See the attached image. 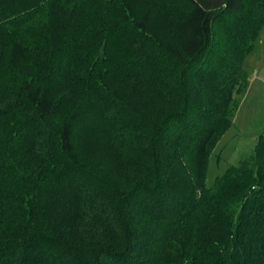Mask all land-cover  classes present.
Instances as JSON below:
<instances>
[{
	"label": "trees",
	"instance_id": "1",
	"mask_svg": "<svg viewBox=\"0 0 264 264\" xmlns=\"http://www.w3.org/2000/svg\"><path fill=\"white\" fill-rule=\"evenodd\" d=\"M176 1L179 12L167 0L75 1L77 15L104 17L98 49L130 40L138 59L130 63L129 51L120 66H137L118 86L108 59L77 40L82 50L64 59L88 61L91 72L63 107L58 71L38 77L32 46L52 42L64 31L59 15L75 13L51 14L65 9L59 0H0V24L30 18L7 44L14 79L0 84L10 102L1 110L10 118L0 124V176L23 186L6 194L20 204V222L0 199L1 217L9 215L0 264H264V132L249 164L205 185L209 148L230 124L221 93L237 94L245 82L240 68L264 28V0ZM239 25L246 35L237 43ZM230 56L231 79L209 84ZM168 63L179 68L175 91L159 74ZM15 155L21 169L8 166ZM136 165L141 173L129 182L126 166Z\"/></svg>",
	"mask_w": 264,
	"mask_h": 264
},
{
	"label": "rangeland",
	"instance_id": "2",
	"mask_svg": "<svg viewBox=\"0 0 264 264\" xmlns=\"http://www.w3.org/2000/svg\"><path fill=\"white\" fill-rule=\"evenodd\" d=\"M59 1L63 2L62 5L65 9L60 8V12H58L57 9H54V7H52L50 10L51 14H53L54 11H56L55 14H57L66 12V10H71V12L75 14L70 15L69 12L68 14H65V18L60 17L59 15V21L57 22L58 26L56 25L57 30L59 28H64V31L61 32L60 30L58 32V36L55 37V39L59 38L62 33L59 43H54V39L50 43L46 41L45 44L41 43V45H37L39 42L35 41V43H33L34 45H31L34 51V63L38 77L44 79V77L49 73L56 72V70L58 71V77L63 82L61 100L64 104L63 107H66L67 105L72 103V100H75L77 98L78 86H81L82 83L85 84V82L89 81L91 65H89L88 61H83V64H81L82 66L79 67L78 62H69L68 60H66L69 57H65L66 59H64V56L69 55V53L77 54V52L83 49L84 53L91 52L92 54H94V51H98L101 60H104L105 58L108 59L109 69L111 70V82H118V86H121L120 84H122L123 86L124 83L127 84L129 80V72L133 70L135 66H137V64L135 63L133 65H130V63L134 62V59H138V57L136 56L138 53L137 48L139 44L137 42H131L130 40L126 39L127 41H123L126 42L124 44L118 41L113 44L111 43L109 47H107L105 52L102 49H98V47H96L100 41V37H98V35L102 27L104 28L105 24L104 17H102L101 12L94 11L90 15L79 16L77 15V4L75 1L81 0ZM167 1H169L171 5L172 12H179L181 10V5H178L176 0ZM18 22L20 25L13 24L8 26L4 23L0 24V84H2V82L5 80L7 82L8 78L12 80L14 79L10 77L11 74L8 72L5 66L7 44L14 37V33L16 32L14 28L18 30L19 27H23L29 24L30 18H21V21ZM68 26L70 29L66 28ZM238 27L237 29L231 31V35L233 34L235 36L234 40L237 43V39H240L246 35V32L242 28V26L239 25ZM54 34L55 33L53 32L49 38L54 37ZM27 36L28 34H26L25 37L28 38ZM77 40L80 43L82 42V49H80V47L78 46ZM133 50L134 52H136H132ZM129 51L134 54H130V63L124 66H120V64H123V62L125 63V61L127 60ZM218 62L222 64V67L213 72L210 81L212 83H209L212 85L214 83V87H216L218 83L222 84V82L224 83L231 79L232 72L236 70L235 59L232 56L221 58ZM144 67V69L146 70L153 68L151 67V63L145 64ZM178 69V65L175 63L165 64L159 69V74L163 76L162 82L167 85L168 90L174 89L175 91L176 89V76ZM128 70L130 71L128 72ZM240 70L243 72L242 75L245 76V82L242 86L240 85L241 88L238 92L236 91L237 94L235 93L231 96L230 89H228L227 92H225V89H223V92L221 93L223 94V96H221L223 97V99H220V101L224 102L225 99V103L223 105H220L221 107L219 109H226L225 112L227 115H229L228 117L230 124L224 133L219 132L217 136H215L209 148L208 166L205 180V185L207 187H212L215 184L216 179L223 176L225 172H227L230 168L249 164L254 157V151L257 141L260 135H262L264 132V28L262 29L258 39L255 42L254 51L244 59L243 65ZM239 77H241V72L239 74ZM219 78L223 79L222 82ZM233 79L234 78H232L230 82H232ZM126 84L124 85L125 87ZM194 85L196 86V93L200 94L199 92L202 89L201 87H204L203 80L202 82H200L199 79H196ZM224 86H226V84H224ZM211 92L214 93L216 92V90H212ZM9 105L10 102L7 96L4 94V92L0 93V124L4 123V120H8V118H10V115L8 113L6 116H3L1 112V110L7 109ZM204 105L210 107L209 109L213 108V106H211L210 104ZM64 110H66V108H64ZM16 152L18 153L17 150ZM20 158V156L16 155L13 158L11 156L8 159V166L13 168L15 164L21 169V166L19 165V162L21 163ZM127 161L129 160H125V163H127ZM131 168H133V166H126L129 182L130 180L132 181L133 179H135V177L139 176V173H141V169L137 168V165L136 167H134L135 172L132 171L130 173ZM18 177L19 179H21L23 177L22 173H18ZM3 185L7 186L3 189V191L5 190L6 192L0 195V199L5 202L8 201L10 205L12 204L13 207L7 208V212L15 219L17 218L16 222L18 223L20 222V220H18L19 213L17 208L20 204L17 206V201H11V199L8 200L6 194L8 191H14V187H20L21 189H23V186L16 180L14 181V179L12 178L9 179L8 177L0 176V189L3 187ZM14 207L16 208V210ZM8 214L3 217H1L2 215H0V231H4L5 227H8V225L5 226V223L2 220L8 218Z\"/></svg>",
	"mask_w": 264,
	"mask_h": 264
}]
</instances>
